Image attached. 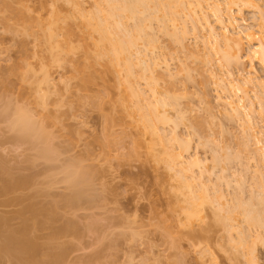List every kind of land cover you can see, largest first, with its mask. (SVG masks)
Returning a JSON list of instances; mask_svg holds the SVG:
<instances>
[{"label":"rangeland","instance_id":"1","mask_svg":"<svg viewBox=\"0 0 264 264\" xmlns=\"http://www.w3.org/2000/svg\"><path fill=\"white\" fill-rule=\"evenodd\" d=\"M185 1V5L191 7L180 6L177 11L172 7L174 13L178 12L177 16L159 7L162 12L155 13L158 19L168 15L163 24L158 19L145 22L153 26L145 30L150 39L154 38V43L146 46L142 41L138 43V50L141 53L144 50V56L137 54V50L130 56L136 72L133 70L134 78L131 76L129 80L123 64L117 73L103 63L95 64L90 58L99 35L85 29V17L97 11V0H0V168L7 165L6 177L11 170L16 178L30 176L31 180L29 186L17 192H5V196L4 192L0 193V226L4 228L1 231L22 228L26 223L19 212L33 201L45 207L51 202L47 206L56 205L60 214L51 222L42 220V227L39 220L37 224L30 220L38 229L35 231L32 225L34 229H30L29 236L34 238L32 233L35 234L42 254L38 255V251L35 261L29 264H51L50 260L56 254L59 257V253L63 259L52 261L54 264H253L249 261L251 256L256 257V264H264V205L260 203H264V164L259 156L264 153V89L256 85L264 82V69L251 58L248 38H245L252 34L255 43L264 39L261 18L256 10L240 13L233 8L236 24L229 31L231 34L244 32L246 59L242 65L228 67L222 61L226 49L223 41L219 42V47H215V42L207 43L210 32L207 23L219 34L224 31L213 12L214 2L222 0H204L205 10L197 6V0ZM257 1L264 6V0ZM223 7L226 9L225 5ZM53 10L61 15L59 27L67 24L68 28L69 24L73 34L71 31L68 36L66 27H58L61 30L57 29L58 35L54 37L58 39L52 40L56 46L50 41L51 48L46 34L50 31ZM127 23L134 26L132 20ZM70 46L76 48L73 53L66 50ZM146 55V63H151V67L154 60L158 61L151 73L153 77L149 72L141 75L142 64L139 66L138 61ZM45 65L50 82L41 85V68ZM27 66L30 71L23 81ZM229 73L234 79H255V83L246 88L248 96L239 94L244 98L240 105L246 106L242 116L224 104L223 87L228 86ZM88 77L92 81L86 84ZM127 78L141 91L142 97L123 105L122 83ZM153 81L157 83L155 89L160 93V100L170 104L160 108L171 118L168 123H158L157 129L164 140L161 142L145 131L140 121L141 112L149 114L153 107L150 104L156 102L151 90ZM150 82L151 87L147 84ZM248 106L253 107V114H249ZM21 111L29 114L35 126L43 130L44 134L42 131L38 134L44 142L40 135L33 136L39 129L34 134L25 131L31 136L21 132L20 127H14L12 120ZM176 134L180 140L189 141H186L189 150L185 158L201 160L199 168L187 166L189 180L191 175L199 179L201 174L205 183L210 180L207 183L210 198L203 201L199 216L192 219L187 217L189 189L180 180L186 176L166 163L170 151L179 147L180 142L174 141ZM47 144L53 150L52 159L40 157ZM81 166L86 168H82L83 172L87 170L91 176L95 171L93 179H88L89 174L86 176L87 180H92L90 201L87 198L80 206L64 208L63 199L72 194L64 180L65 173H69L66 168L71 171ZM202 178L199 180L203 182ZM200 181H190L198 199L202 196ZM43 190L51 192V196ZM30 198L34 200L28 201ZM56 198L63 199L57 203ZM240 206L253 208L259 214L263 211L260 215L263 225L249 227ZM218 213L220 217L215 215ZM227 213L233 220H217L228 217ZM226 221L229 224L226 225ZM232 221L235 228L230 226ZM56 228L66 231L58 237ZM241 232L247 235H244L247 241L243 246L238 241ZM1 259L0 264H16L8 258Z\"/></svg>","mask_w":264,"mask_h":264},{"label":"bare ground","instance_id":"2","mask_svg":"<svg viewBox=\"0 0 264 264\" xmlns=\"http://www.w3.org/2000/svg\"><path fill=\"white\" fill-rule=\"evenodd\" d=\"M57 0H55V2H56ZM206 1V0H205ZM204 0H197V2L196 3H198L197 4V6L199 5L200 7H201V9L202 10H205V9H203V8H205V7H203V2H205ZM224 4H223V3ZM222 2H219V1H215L214 2V4H213V12L214 13H216L215 15H217V22L219 23V24H221L222 26H223V29H224V31H223V33L222 34H219V33H217L216 32V29H214V27H212L213 25H211L210 26V22L209 23H207V28L209 29L208 31H210L209 32V35L207 36L208 38H207V43L209 42V43H213L214 44V42H215V47H219V46H217V45H220L219 44V42H222V43H224L225 44V51L222 53L223 54V56H222V61H225V63H226V66L228 65V67L230 66H236V65H242L241 63H243L244 62V60L246 59V57L244 58V52H245V50H246V45H245V43H244V40H243V37H242V35H243V33L242 32H238V33H236V34H231L230 33V31H229V29L230 28H233V26H235V24H236V18L234 17V15H233V8H237V10L240 12V13H242V11H244V10H249V9H252V10H256L258 13H259V15H260V18H261V22H262V24H261V28L264 30V6H261L259 3H258V1L257 0H222ZM58 3V2H57ZM187 3H189L188 2V0H187ZM186 4V1L184 2V0H97V3H96V12L94 13L93 12V14H89L88 16H86L85 17V29L88 31H91V32H96V33H98V41H97V43H95L94 44V53H93V56H91L90 58H91V60L95 63V64H99V63H103L106 67H108V69H110V70H113V71H115V72H117V73H119V68H120V66L123 64L124 66H125V69H126V77H128L129 78V80H131L130 79V77L132 76L133 78H134V76H133V68H132V66H133V64L130 62V58L131 57H133L132 56V53L135 51V50H137L136 52H137V54H141V55H143V51H142V53H141V50L139 51L138 50V47L140 46V45H138V43H140V41H142V43H147V44H145V46L146 45H150L151 43L153 44L154 43V38H152V36H151V38L153 39H150V34L145 30L146 28H152L153 26H150L151 25V23H150V25H148L147 23L145 24V22L147 21H149L150 22V20L152 21V19L153 20H156V19H158V16H156V15H159L158 13H159V11L160 12H162V10L159 8V7H162V8H164V9H168V11L170 12V14L172 15V13H173V15H175V14H177L176 12L174 13V11L175 10H173L172 9V7L174 8V9H176V8H179L180 6L182 7V6H189V7H191L190 5H185ZM226 6V9H224V7L223 6ZM180 7V8H181ZM200 7H198V8H200ZM185 8V7H184ZM56 9V8H55ZM160 9V10H159ZM172 9V10H171ZM200 9V10H201ZM158 11V12H157ZM167 11V10H166ZM176 11H177V9H176ZM157 12V14L155 15V13ZM193 12V11H192ZM225 12H227V16H225L226 15V13ZM52 13H53V18H52V20H51V22H50V24H51V26H50V31H48L49 33L48 34H46L47 36H48V41L47 42H50V41H52L53 39H56V38H54L55 36H57L58 34L57 33H55L56 31H57V29H58V27H59V22H60V20H62L61 18H60V13L57 11V10H53L52 11ZM167 13V12H166ZM194 13V12H193ZM225 13V14H224ZM161 14V13H160ZM172 15V16H173ZM178 15V14H177ZM177 15H175V16H177ZM195 15V14H194ZM51 16V17H52ZM168 16V15H167ZM167 16H166V14H165V16H161L162 18H160V16H159V19L158 20H160V22H162V21H164L166 18H167ZM192 16V15H191ZM169 17H170V15H169ZM169 17H168V20H169ZM206 19L207 18H205V21H206ZM64 20V19H63ZM129 20H132V21H134V26H129L128 25V21ZM168 20H166V21H168ZM172 20H174V17L170 20V21H172ZM170 21H168V22H170ZM226 21H228L227 22V24H226ZM148 22V23H149ZM207 22H208V20H207ZM127 23V24H126ZM61 24V23H60ZM63 24H64V22H63ZM66 24V23H65ZM161 24H163V22L161 23ZM226 24V25H225ZM128 25V26H127ZM128 27V29H129V27H130V29L128 30L127 29V27ZM160 26V25H159ZM166 26V25H165ZM164 26V27H165ZM24 28L26 27V26H23ZM63 27V26H62ZM62 27H59V28H62ZM66 28H67V24H66V26H65ZM65 27H63V28H65ZM71 27V28H70ZM27 28H28V26H27ZM27 28H26V30H27ZM70 28V29H69ZM159 28H161L162 29V26L161 27H159ZM29 29V28H28ZM72 29V30H71ZM160 29V30H161ZM234 29V28H233ZM26 30H23L24 31V33H26ZM58 30H61V29H58ZM65 30V29H64ZM124 30V31H123ZM164 30V29H163ZM180 30V29H179ZM178 30V31H179ZM185 30V29H184ZM197 30V29H196ZM72 31V32H71ZM122 31V32H121ZM28 32V31H27ZM68 32V34H70V32L73 34V28H72V26L71 25H69L68 24V28H67V30H66V33ZM119 32H121L120 33V35L122 36H119ZM126 32V33H125ZM181 32V31H180ZM64 33V32H63ZM123 33V34H122ZM182 33H185V31L184 32H182ZM263 33H264V31H263ZM55 34H57V35H55ZM65 35V34H64ZM124 35V36H123ZM68 36H71V34L70 35H68ZM176 37V35H173V37ZM264 36V35H263ZM67 37V36H66ZM174 37V38H175ZM220 38V39H219ZM245 38H248V40H247V44H249V46H250V56H251V58L253 59V60H255L263 69H264V39L262 38L261 39V41H260V43H255V41H256V38L254 37V35H252V34H247V36L245 37ZM58 39V38H57ZM182 39H183V37H182ZM47 40V39H46ZM67 40V41H66ZM65 41H66V43L68 42V37H67V39H66ZM221 40V41H220ZM53 43H54V41H52ZM57 42H58V40H57ZM65 43V44H66ZM69 43H70V41H69ZM182 43V42H181ZM208 43V44H209ZM50 45V47L52 48V44H51V42L49 43ZM56 46V43H54L53 44V46ZM57 45H58V43H57ZM70 45V44H69ZM144 45V44H143ZM60 46H61V43H60ZM62 46H64V45H62ZM73 46V45H72ZM138 46V47H137ZM65 47V46H64ZM66 47H67V44H66ZM54 48V47H53ZM56 48V47H55ZM57 48H58V46H57ZM136 48V49H135ZM145 48V47H144ZM143 48V49H144ZM147 48V47H146ZM145 48V49H146ZM59 49V48H58ZM57 49V50H58ZM65 49V48H64ZM68 49V52L70 53V52H74V50L76 49V48H74V47H68V48H66V50ZM79 49V48H78ZM140 49H142V48H140ZM55 50V49H54ZM54 50H52L53 52H54ZM62 50V49H61ZM51 51V50H50ZM145 51H147V49L145 50ZM53 52H52V54H53ZM57 53L58 52H56V55H57ZM60 53H61V51H60ZM60 53H58V54H60ZM65 53H66V51H65ZM68 53V54H69ZM51 54V53H50ZM56 55H54V56H56ZM140 55V56H141ZM52 56V55H51ZM50 56V57H51ZM131 56V57H130ZM144 56V55H143ZM57 57V56H56ZM146 57H147V55L143 58H141L140 59V61H138V63H139V66H141V64H142V71L141 72H143V73H141V75L143 74V76L144 75H147L148 73L147 72H149L150 74H148V75H150V77H153V76H151V73H152V71H154L155 69L154 68H156V66L158 65V61H156V60H152L153 61V63H152V67H151V61L149 62L150 64H148V63H146L147 61V59H146ZM52 58H54V59H56L55 57H52ZM51 58V59H52ZM58 58H59V55H58ZM50 59V60H51ZM53 59V60H54ZM52 60V61H53ZM57 61H58V59H56ZM150 60V59H149ZM148 60V61H149ZM55 61V60H54ZM56 61V62H57ZM132 61V60H131ZM59 62H61V61H59ZM51 63V62H50ZM57 64H59L58 62H57ZM53 65V64H52ZM60 65V64H59ZM135 65V64H134ZM43 65H41V67H42ZM50 66H51V64H50ZM135 67V66H134ZM42 69V78H41V85L43 84H45V85H48V83L50 82L49 80V76H50V73H49V69H48V66H44L43 68H41ZM30 71V68L27 66L26 67V71L25 72H23V74H22V79H23V81H26V73L27 72H29ZM135 71V70H134ZM136 72V71H135ZM144 72H146L147 74H145ZM137 76V75H136ZM149 77V76H148ZM229 83H228V86L227 85H225V87H223V92L226 94V98L224 99V104H225V106L226 107H228L230 110H232L234 113H236V114H241L242 113V111L244 112V110L246 111V106H243V105H240V102L241 101H243V99L241 98V97H239V94L240 95H242L243 94V96L244 97H246L245 95H247V94H245V92L246 93H248L247 92V90H246V88L248 87V86H250V85H253L254 83H255V79H253V78H251V77H249V78H243V79H234L233 77H232V74L231 73H229ZM128 78L126 79V82H124V83H122V86L124 87V94H125V99L123 100V105H125V104H127V103H129V102H131V100H135V99H139L140 97H142V94H141V91L139 90H136L135 89V87L133 86V82H131V81H129L128 80ZM147 79H149V78H147ZM86 80V79H85ZM224 80V79H223ZM222 80V81H223ZM90 81H92V79L90 78V77H88V79L85 81L86 82V84H89L90 83ZM221 81V80H220ZM87 82H89V83H87ZM153 86H154V89L150 86L151 85V82L150 83H147L150 87H151V90H152V93H153V96H154V99H155V104L153 105L152 103L150 104L151 106H153L151 109V111H150V113L149 114H145V113H143V111L142 110H139V112H141V114H140V121H141V123H142V127H143V129L145 130V131H147V132H149V133H152L153 135H155V136H157L158 138H159V141L161 142V141H164L163 140V136L160 134V132H159V129H157V127L159 126V124L161 123H168V122H170V120H171V118H169L170 116L169 115H167V111L166 110H161L160 108L161 107H163V109L166 107V106H168V105H170V104H168L165 100H160V93L155 89V86H157V85H155V84H157L155 81H153ZM256 85H258L257 87H261L262 89H264V82L262 81H260V82H258V83H256ZM8 86V85H7ZM255 86V85H254ZM10 87V86H9ZM256 87V86H255ZM254 88V87H253ZM248 96V95H247ZM157 97H159V98H157ZM236 97H238L239 99L237 100L236 99ZM175 98V97H174ZM43 99H45V98H43ZM162 99V98H161ZM240 99H242V100H240ZM263 99V98H262ZM221 100H223V98H221ZM45 101V100H44ZM264 101V100H263ZM262 100H261V103L263 102ZM244 103V102H243ZM252 106V105H251ZM251 106H248V107H250V110L248 111L249 112V114L250 113H252L253 114V107L251 108ZM20 112V111H19ZM17 113L16 115H17V117H16V115H15V117L13 118V120H12V123L14 122V124L17 126V124H18V126L16 127V126H14L15 128H19L20 129V131L21 130H23L24 132L25 131H27V132H31V134H34L35 132H37V129H39L38 131L39 132H37L36 134H34L33 136H36L37 138H38V136H37V134L38 133H40L41 131H42V133H43V130H41L40 131V129L41 128H37V126H35V122H33L34 120H31L32 118L31 117H29V114H26V113H24V112H22L21 111V113ZM243 114V113H242ZM242 114H241V116H242ZM248 114V113H247ZM245 115V114H244ZM243 115V116H244ZM149 116V117H148ZM169 116V117H168ZM246 117V116H245ZM159 123V124H158ZM158 124V125H157ZM250 124V123H249ZM251 125V124H250ZM13 128V127H12ZM159 128V127H158ZM16 130V129H15ZM23 131H21V132H23ZM27 132H25V134L27 133ZM159 132V133H158ZM24 134V133H23ZM22 134V135H23ZM27 134H29V133H27ZM31 134H29V135H31ZM44 134V133H43ZM38 135H40V134H38ZM32 136V135H31ZM36 137H35V139H36ZM27 138H28V136H27ZM39 138H41V135L39 136ZM42 140H43V138H41ZM46 139V138H45ZM48 139V138H47ZM165 139V138H164ZM39 140V139H38ZM174 141H179L178 143H179V147H178V149L177 150H173V152H171L170 151V154H168V160H166V163H168V165H169V167H171L172 169H177L178 170V172L180 173V174H183L184 173V175L183 176H186V178H184V180L183 179H180L181 180V183H182V185L184 186V187H186L187 189H189L188 191H189V194H190V196H189V205H190V208H189V213H188V215H187V217H188V219H192V218H194V217H197V216H199V213H200V209H199V207H201L202 205H203V203H205L207 200H208V198H210L209 196V194H208V192H209V186L207 185V183L210 181H208L207 183H205L204 182V179L202 178V174L200 175L201 177L200 178H202L203 179V182L202 181H200L199 179H194V177L191 175V177H190V180H189V177H187V172L189 171L190 172V168H188V167H193V169H194V167H196L197 166V168H199L198 166H200L199 164L201 163L198 159L199 158H197V157H195V159L193 158H190L189 159V161H188V159H186L185 158V154L186 153H188V143H189V141H187V140H184V139H182V140H180V138H179V136L176 134V135H174ZM188 143H187V142ZM43 142H44V140H43ZM43 142H41L40 141V143H43ZM46 143H48V141H45ZM250 142V141H249ZM40 143H39V145H40ZM165 143V142H164ZM163 143V144H164ZM45 144V143H44ZM259 144V143H258ZM46 145H44V148H43V150L42 149H40L41 150V154H42V156H40L41 158L43 157V158H48V159H52L53 158V156H51V153L50 152H53V150L51 151V149L49 148V144H47V146L46 147H48L47 149H46V147H45ZM42 148V147H41ZM176 151V152H175ZM169 153V152H168ZM53 154V153H52ZM56 155V154H55ZM258 155V154H257ZM45 156V157H44ZM259 156H260V162H262V164H264V153L263 152H261L260 154H259ZM55 157H57V156H55ZM197 158V159H196ZM192 159V160H191ZM86 160V159H85ZM216 160V159H215ZM53 161H54V159H53ZM51 162V161H50ZM80 162V161H79ZM5 165H6V163H4ZM261 164V165H262ZM74 165H76L75 163H74ZM81 165H82V163H81ZM0 166H2V165H0ZM77 167H78V165H76ZM83 166V165H82ZM79 167V168H74V169H71V171L69 170V168H66V169H68V171H69V173H65V175L67 174V176H66V179H64L65 181H67L66 183H68L69 185V189H71V190H68V191H71V193L72 194H67V196L65 197V195H64V199H63V202L65 203L64 205V208L65 207H71V206H80L79 204H81L82 202H84L87 198L89 199L90 197V190H91V181L92 180H87L86 178L88 177V179H90V177H91V179H93L92 178V176H93V174L95 173V171H92L93 173H92V176H91V172L89 173V171H88V173H86V171L87 170H84L85 172H83V169L85 168H83V167ZM85 166V165H84ZM188 166V167H187ZM5 167H7V165L6 166H4V168ZM75 167V166H74ZM187 167V168H186ZM262 167V166H261ZM4 168H0V193L2 194L3 192V196H5V192H8V193H10V192H13V191H16L17 189L19 190L21 187L23 188V187H25V186H27L30 182H31V180H30V176L28 177V178H25V177H15L14 176V174H12V171L11 170H9L11 173H10V175H8L7 177H6V175L9 173V172H6V171H8V168H7V170H5ZM83 168V169H82ZM11 169V168H10ZM86 169V168H85ZM264 169V168H263ZM88 170H90L89 168H88ZM92 170H94V169H92ZM201 170V169H200ZM176 172V171H175ZM188 172V173H189ZM5 173H7V174H5ZM177 173V172H176ZM179 173H177V174H179ZM19 174H21L20 172H19ZM18 174V175H19ZM38 174V173H37ZM86 174V175H85ZM87 174H89L88 176H87ZM22 175V174H21ZM43 175V174H42ZM95 175V174H94ZM5 176V177H4ZM17 176V175H16ZM87 176V177H86ZM180 176V175H179ZM193 177V178H192ZM199 177V176H198ZM208 177V176H207ZM207 177H206V179H207ZM32 178H35V177H33L32 176ZM183 178V177H182ZM209 179H210V177H208ZM191 179H192V182L194 181V180H196V182H197V180L198 181H200L199 182V189H200V191L202 192V196L198 199L195 195H194V191H193V189H194V185H192L193 183H191L190 181H191ZM34 180V179H33ZM50 180V179H49ZM36 181V180H35ZM53 181H55V180H53ZM64 181V182H65ZM207 181V180H206ZM34 182V181H33ZM62 182H63V180H62ZM51 184V183H50ZM93 184V183H92ZM29 186V185H28ZM67 186V187H68ZM192 188V189H191ZM44 189V188H43ZM46 189V188H45ZM48 189V188H47ZM46 189V190H47ZM51 189V188H50ZM50 189H48V191H50ZM68 189V188H67ZM21 190H23V189H21ZM46 190H43V191H46ZM17 192V191H16ZM37 192V191H36ZM37 193H39V191L37 192ZM46 193H47V191H46ZM45 193V194H46ZM49 193V192H48ZM47 193V194H48ZM51 193V192H50ZM49 193V194H50ZM67 193V192H66ZM88 193H90V194H88ZM220 193V192H219ZM0 194V195H1ZM45 194H43V195H45ZM46 194V196H48ZM52 194V193H51ZM51 194H50V196H51ZM93 195H95L94 193H92ZM1 195V196H2ZM34 195H36V194H34ZM42 195V194H41ZM42 195V196H43ZM61 195V194H60ZM63 195V194H62ZM89 195V196H88ZM92 196V195H91ZM20 197V196H19ZM32 197H33V195H32ZM49 197V196H48ZM58 197V196H57ZM61 197V196H60ZM93 197V196H92ZM221 197V196H220ZM26 198H27V196H26ZM26 198H24L25 200H26ZM34 198V197H33ZM35 198H36V196H35ZM95 198H96V196H95ZM94 198V199H95ZM222 198V197H221ZM22 199H23V197H22ZM22 199H20V201L22 200ZM23 199V200H24ZM32 198H30V200H28V201H33L34 199H32ZM37 199V198H36ZM35 199V200H36ZM62 199H60V200H62ZM92 199V198H91ZM262 199H264L263 197H262ZM261 199V200H262ZM19 200V199H18ZM59 200V201H60ZM98 200V199H97ZM198 200H201V202H199V204H198ZM210 200H212V198L210 199ZM209 200V201H210ZM214 200V199H213ZM212 200V201H213ZM37 201V200H36ZM35 201V202H36ZM58 200H57V198H56V202H57ZM58 201V202H59ZM89 201H90V199H89ZM96 201V200H95ZM203 201H205V202H203ZM212 201H210V202H212ZM260 201V200H259ZM263 201V200H262ZM21 202H25V201H21ZM27 202V201H26ZM34 202V201H33ZM32 202V204H29V206L28 207H26V208H24L23 210H22V212H19V216H20V218L22 217V218H25V219H23V221H24V223H26V224H23V225H25V226H23L22 225V228H18V229H14V228H12L11 229V227L10 228H6L4 231H3V233H2V231H1V229L3 228H1V226H0V239H1V237H3V239H1L0 240V259L2 258H4V259H6V258H8V259H10V261L12 262H14V263H16V264H29L30 262H32V261H35V258H36V256H37V253H38V251L40 250L39 249V247L41 246H38L39 244H38V241H37V238H35V234H33L32 233V235H34V238L36 239H34L33 238V236H29V235H31V234H29V233H31V231H30V229L31 230H33L34 229V227L36 226V224H37V221L36 220H39V223H40V225H41V227L44 225V223L46 222V220H47V222H51V221H53L55 218H57V216L59 215L60 216V214H57L58 212H57V206L56 205H50V206H47V204L49 205V203L51 204V202H49V203H45L46 204V207L45 206H42V203H40V205H39V203L38 204H36V203H33ZM37 202H39V201H37ZM57 202V203H58ZM209 202V203H210ZM214 202V201H213ZM61 203V202H60ZM84 203H86V202H84ZM90 203V202H89ZM93 203V202H92ZM95 203V202H94ZM240 203H242V202H240ZM247 203V202H246ZM257 203H258V201H257ZM261 203V205H264V203L262 204V202H260ZM44 204V205H45ZM63 204V203H62ZM67 204V205H66ZM256 204V203H255ZM255 204H253V205H255ZM259 204V203H258ZM257 204V205H258ZM214 205V204H213ZM219 205V204H218ZM222 205V204H221ZM240 204H238V206H239ZM241 205H245V203L243 204H241ZM237 205H235V207H236ZM88 207V206H87ZM241 208L242 207H244V206H240ZM247 207V206H246ZM260 207H262V206H260ZM63 208V207H62ZM72 208V207H71ZM74 208V207H73ZM222 208H223V205H222ZM221 208V209H222ZM238 208V207H237ZM240 208V209H241ZM255 208V207H254ZM257 208H258V206H257ZM61 209V208H60ZM60 209H58V210H60ZM232 209L233 210H235L236 208H233L232 207ZM244 208H242V210L241 211H244V212H242L243 214H244V218H245V220L244 221H246L248 224H250V226L249 227H251V225H263V221H262V218L260 217V215H262V212L259 214L256 210H254L253 208H250L249 209V207H247L246 209H244ZM256 209V208H255ZM259 209V208H258ZM65 210V209H64ZM216 210H218V209H216ZM224 210V209H223ZM237 210H239V209H237ZM236 210V211H237ZM262 210H263V208H262ZM220 211V210H219ZM228 211V210H227ZM261 211V210H260ZM217 212V211H216ZM220 213V212H219ZM219 213L218 214H215V215H218L219 216ZM235 212H232V214H234ZM264 213V212H263ZM27 214H31V216L32 217H28L27 216ZM57 214V215H56ZM230 214V213H229ZM221 215V214H220ZM226 215H228V213L226 214ZM17 216V215H16ZM223 216V215H222ZM264 216V215H263ZM220 217V216H219ZM224 217V216H223ZM230 215H228V217H224V218H217V220L218 219H224V222H225V220H228V222H230L231 220H233L232 219V217H230ZM40 219H41V221H40ZM229 219H231L230 221H229ZM26 220V221H25ZM30 220H32V221H36V224H34L33 225V223L30 221ZM42 220H43V222H44V220H45V222L42 224L41 222H42ZM50 220V221H49ZM263 220H264V217H263ZM219 222H222V221H219ZM30 223H32V224H30ZM39 223H38V225H39ZM70 223V222H69ZM232 223H233V221H232ZM230 224V226H233L234 228H235V224L233 223V224ZM246 223V224H247ZM222 224V223H221ZM227 224H229V223H227V221H226V225ZM34 227H33V226ZM235 225V226H234ZM45 226H47V225H45ZM50 226V225H49ZM225 226V225H224ZM51 227V226H50ZM78 227V226H77ZM92 227V226H91ZM254 227V226H253ZM261 227V226H260ZM36 228V230L35 231H37V227H35ZM67 228H68V226H67ZM95 228V227H94ZM228 228V227H227ZM232 228V227H231ZM4 229V228H3ZM8 229H10V230H8ZM57 229V228H56ZM8 230V231H7ZM73 230H74V228H73ZM92 230V229H91ZM234 230V229H233ZM236 230H237V228H236ZM236 230H234V231H236ZM30 231V232H29ZM55 231V230H54ZM53 231V232H54ZM57 231V233L55 234V235H57L58 237H59V235H61V234H63L65 231H66V229H60V230H56ZM229 231V230H228ZM35 233V232H34ZM37 233V232H36ZM67 233V232H66ZM240 236H239V245L240 246H243V245H245L246 244V239H247V237H245L244 235H246L245 233H243L242 234V232H241V234H239ZM56 236V237H57ZM247 236V235H246ZM249 238H250V236H249ZM258 238V237H257ZM51 243V242H50ZM245 243V244H244ZM52 244V243H51ZM54 245V244H53ZM48 246V245H47ZM46 247V246H45ZM50 247V246H49ZM41 248V247H40ZM44 248V247H43ZM47 249V248H46ZM45 249V250H46ZM50 251V250H49ZM48 252V251H47ZM39 253H40V251H39ZM42 253H40V254H38V255H41ZM45 255H46V253H45ZM50 255V254H49ZM62 256V255H61ZM60 256V253H59V257H57V254H56V257H54V258H52V260H50L49 258V260L51 261V264L53 263L52 261H56V262H58L62 257ZM6 257V258H5ZM47 256H45V258H46ZM252 257V259L250 258L249 259V261H252L253 262V264H256L257 263V261H256V257L255 256H251ZM39 258V257H38ZM44 257H42V259H43ZM44 258V259H45ZM1 259V260H2ZM42 259H40V260H42ZM47 259V258H46ZM63 259V258H62ZM7 260V259H6ZM49 260H47V261H49ZM3 261H5V260H3ZM2 261V263H4ZM9 261V262H10ZM46 261V260H45ZM45 261H43V262H45ZM49 261V262H50ZM6 262V261H5ZM8 262V261H7ZM55 262V263H56ZM60 262V261H59ZM63 262V261H62ZM251 262V263H252ZM48 262H46V263H44V264H47ZM49 264V263H48ZM54 264V263H53Z\"/></svg>","mask_w":264,"mask_h":264}]
</instances>
